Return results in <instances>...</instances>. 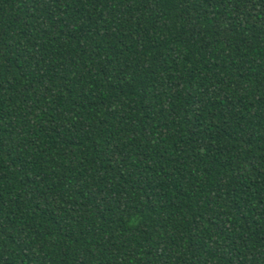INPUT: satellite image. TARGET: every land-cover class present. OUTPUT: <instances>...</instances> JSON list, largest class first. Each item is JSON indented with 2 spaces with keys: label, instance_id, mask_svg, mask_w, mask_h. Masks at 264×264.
<instances>
[{
  "label": "trees",
  "instance_id": "1",
  "mask_svg": "<svg viewBox=\"0 0 264 264\" xmlns=\"http://www.w3.org/2000/svg\"><path fill=\"white\" fill-rule=\"evenodd\" d=\"M0 264H264V0H0Z\"/></svg>",
  "mask_w": 264,
  "mask_h": 264
}]
</instances>
